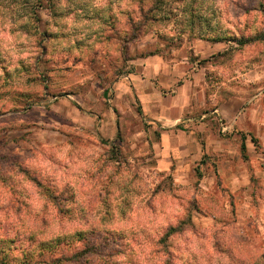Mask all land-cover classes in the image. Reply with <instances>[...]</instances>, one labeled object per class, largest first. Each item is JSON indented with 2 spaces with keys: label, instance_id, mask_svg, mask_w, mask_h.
Segmentation results:
<instances>
[{
  "label": "clouds",
  "instance_id": "obj_1",
  "mask_svg": "<svg viewBox=\"0 0 264 264\" xmlns=\"http://www.w3.org/2000/svg\"><path fill=\"white\" fill-rule=\"evenodd\" d=\"M0 264H264V0H0Z\"/></svg>",
  "mask_w": 264,
  "mask_h": 264
},
{
  "label": "rangeland",
  "instance_id": "obj_2",
  "mask_svg": "<svg viewBox=\"0 0 264 264\" xmlns=\"http://www.w3.org/2000/svg\"><path fill=\"white\" fill-rule=\"evenodd\" d=\"M106 95V94H105ZM29 104L34 103V102H39L36 101L34 98H29V100L27 101Z\"/></svg>",
  "mask_w": 264,
  "mask_h": 264
},
{
  "label": "trees",
  "instance_id": "obj_3",
  "mask_svg": "<svg viewBox=\"0 0 264 264\" xmlns=\"http://www.w3.org/2000/svg\"><path fill=\"white\" fill-rule=\"evenodd\" d=\"M107 95V93H105Z\"/></svg>",
  "mask_w": 264,
  "mask_h": 264
}]
</instances>
